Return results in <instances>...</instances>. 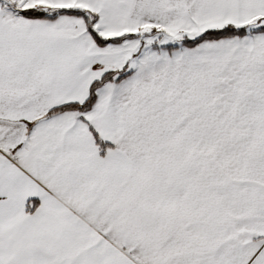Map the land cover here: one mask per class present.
Wrapping results in <instances>:
<instances>
[{
    "label": "snow or ice",
    "instance_id": "1",
    "mask_svg": "<svg viewBox=\"0 0 264 264\" xmlns=\"http://www.w3.org/2000/svg\"><path fill=\"white\" fill-rule=\"evenodd\" d=\"M0 264H264V0H0Z\"/></svg>",
    "mask_w": 264,
    "mask_h": 264
}]
</instances>
